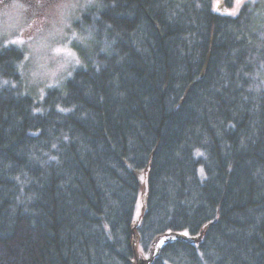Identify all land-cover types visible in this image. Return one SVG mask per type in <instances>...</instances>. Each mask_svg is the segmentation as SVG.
Masks as SVG:
<instances>
[{"label": "trees", "instance_id": "1", "mask_svg": "<svg viewBox=\"0 0 264 264\" xmlns=\"http://www.w3.org/2000/svg\"><path fill=\"white\" fill-rule=\"evenodd\" d=\"M214 1L98 0L41 99L0 51V264H264L262 5Z\"/></svg>", "mask_w": 264, "mask_h": 264}, {"label": "rangeland", "instance_id": "2", "mask_svg": "<svg viewBox=\"0 0 264 264\" xmlns=\"http://www.w3.org/2000/svg\"><path fill=\"white\" fill-rule=\"evenodd\" d=\"M97 1L91 0V3L96 5ZM259 2L261 16H264V0H243L239 7L237 0H233L230 6L225 0H215L214 11L234 17L245 4ZM88 3L89 0H0V51L14 48L22 53L17 67L25 94L41 99L46 92L63 87L80 67L81 59L76 49L88 44V34L80 32V24L84 15L94 7L86 6ZM57 5L66 7L58 8ZM232 12L236 15L229 14ZM13 41L23 43L14 44ZM56 48L71 51L74 57L63 51L57 53ZM148 170L137 173L142 189L135 219L140 218L145 210L147 185L141 176Z\"/></svg>", "mask_w": 264, "mask_h": 264}, {"label": "snow or ice", "instance_id": "3", "mask_svg": "<svg viewBox=\"0 0 264 264\" xmlns=\"http://www.w3.org/2000/svg\"><path fill=\"white\" fill-rule=\"evenodd\" d=\"M243 0H237V7H239L242 4ZM40 6H43V4H41ZM88 7H92L95 6L91 3V0H89L88 5H86ZM58 8H63L66 7V5H57ZM230 15H236L235 12L229 13ZM12 43L16 44V43H23V41H13ZM55 51L57 53H61L62 51L65 52L66 55L70 56V57H74V54L71 51H66L64 49L61 48H56ZM77 64L79 63V60H76ZM185 235H187V233H185Z\"/></svg>", "mask_w": 264, "mask_h": 264}]
</instances>
